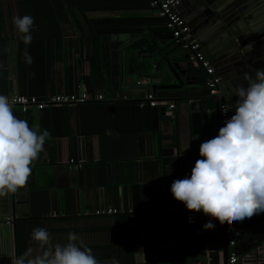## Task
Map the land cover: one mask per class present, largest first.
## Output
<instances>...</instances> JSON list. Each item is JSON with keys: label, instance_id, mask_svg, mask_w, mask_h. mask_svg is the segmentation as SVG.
I'll list each match as a JSON object with an SVG mask.
<instances>
[{"label": "crops", "instance_id": "crops-1", "mask_svg": "<svg viewBox=\"0 0 264 264\" xmlns=\"http://www.w3.org/2000/svg\"><path fill=\"white\" fill-rule=\"evenodd\" d=\"M76 1L0 0V94H23L18 76L23 41L12 18L28 14L36 23L34 35L57 33L56 21L61 19L58 29L62 39L56 48L59 55L54 62L55 79L43 76L44 81L39 83L47 97L75 91L78 85H83L93 97L102 93L108 101L138 103L123 107L110 104L106 109L73 104L68 109H31L27 113L13 106L15 116L26 120L30 127L38 126V131L47 129L50 136L34 162L27 184L14 194L0 197V264H13L14 258L29 247L35 254L36 242L30 239L35 227L46 228L52 243H65L68 232L76 233L91 249L98 264H193L190 244L195 241L194 231L215 233L216 241L210 249L219 251V256L213 255L212 264H223L221 223L210 216L198 221V212L186 209L170 192L174 179L190 175L193 162L200 158V143L217 134L215 100L205 84L206 72L191 59H184L188 52L164 33L166 23L148 22L159 15L146 0H104L103 12L91 6L89 14L75 10V18L69 5ZM83 1L87 6L103 3V0ZM192 1L184 0L179 7L189 26L195 13ZM255 1L259 3L251 10L254 17L248 14L238 20L244 28L259 25L264 30V0ZM88 15L147 18V22L135 26L137 32L111 35L108 40L113 51L105 49L104 65L99 72L105 78L104 83L98 77L94 87L95 81L90 77L91 90L82 79L91 52ZM192 35L201 43L200 34L192 32ZM43 43L42 49L54 52L52 44ZM155 45L166 51L179 46L180 69L185 71L180 77L187 83L182 90L192 97L190 107L184 100H179L176 106L172 93L178 90L165 89L155 92L174 103V108L140 106L139 101L148 90H153L154 84L176 83L165 64L153 68L146 58ZM201 51L204 53L202 44ZM210 60L216 69L218 64L213 58ZM75 66L79 68L78 80L72 90L65 79V69ZM6 69V73L2 72ZM232 69L216 72L225 88L224 102L230 104L233 113L238 99L235 89L247 82L232 77V73L238 75ZM226 76L232 78L224 82ZM146 78L149 85L137 83ZM204 109L208 123L204 121L202 134L193 133L192 113ZM189 212L196 214L195 224L187 222ZM210 219L214 227L203 228ZM236 223L241 225L240 240L251 234L250 218ZM149 225L169 227L170 230L158 233L156 241L159 253L167 255L169 261L146 260L144 228Z\"/></svg>", "mask_w": 264, "mask_h": 264}, {"label": "clouds", "instance_id": "clouds-1", "mask_svg": "<svg viewBox=\"0 0 264 264\" xmlns=\"http://www.w3.org/2000/svg\"><path fill=\"white\" fill-rule=\"evenodd\" d=\"M12 23L27 47L36 29L34 18L28 14L13 16ZM25 56L30 62L27 52ZM245 80L246 85L235 89L238 99L233 114L215 136L200 143V158L190 175L174 179L170 185L171 195L186 209L220 223L239 222L264 212V65ZM37 128L15 116L10 97L0 94V197L14 194L27 184L50 136L47 129ZM212 227L211 219L203 225L205 229ZM30 239L36 242L35 254L29 247L14 258L13 264H98L91 249L74 232L67 233L65 243H52L46 228L35 227Z\"/></svg>", "mask_w": 264, "mask_h": 264}, {"label": "water", "instance_id": "water-1", "mask_svg": "<svg viewBox=\"0 0 264 264\" xmlns=\"http://www.w3.org/2000/svg\"><path fill=\"white\" fill-rule=\"evenodd\" d=\"M261 2V1H260ZM195 7L194 15H191L190 26L193 33L200 34L204 48V54L218 64L216 69L232 67L233 74L237 81L246 83L245 76H254L255 69L264 65V30L258 25L244 26L240 23L241 17L251 14L254 6L257 7L255 0H193ZM264 3V2H262ZM254 14H251L252 17ZM246 25V24H245ZM248 25V24H247ZM178 48L168 50L155 45L146 55L153 68L165 64L174 75L176 83H158L152 86L153 91L158 89L178 90L172 93L175 98L176 106L179 100L186 101L188 107L191 106L192 97L182 89L187 85L181 77L180 62L182 60L181 51ZM90 56V53H89ZM210 58V59H211ZM184 59H190L189 54L184 55ZM250 64V66H249ZM249 66V67H248ZM244 69V70H243ZM236 75V76H235ZM241 75V76H240ZM232 77L226 76L223 80L229 81ZM239 82V83H240ZM232 86L235 87L234 84ZM233 91V90H232ZM12 94V93H10ZM216 128L221 127L220 121V99L214 97ZM206 105V111H207ZM192 113L191 121L193 133L202 134L204 121L208 123L206 112ZM208 125V124H207ZM198 221L206 215L198 212ZM251 232L244 239H239V228L241 225L236 223L235 227V246L234 249L238 255L237 264H264V212L255 214L251 218ZM222 245H223V264H229L228 236L225 222L221 223ZM200 229V228H199ZM170 230L169 227H156L149 225L144 228L145 236V255L148 262H167V255H162L156 248L158 233ZM238 230V231H237ZM239 232V233H238ZM193 241L190 245L193 248V264H212L213 255L219 256V251L210 249L216 241L215 233L196 232L193 233ZM201 250V251H200Z\"/></svg>", "mask_w": 264, "mask_h": 264}, {"label": "trees", "instance_id": "trees-1", "mask_svg": "<svg viewBox=\"0 0 264 264\" xmlns=\"http://www.w3.org/2000/svg\"><path fill=\"white\" fill-rule=\"evenodd\" d=\"M148 2V5L150 6V1L151 0H146ZM98 8L99 11L103 12L104 7V0L102 5H90L87 6L86 3H84L83 0H78L75 3L69 5V10H72V13L74 14V17L76 16L75 10H79V13L83 14L86 12L89 14L92 11H90V7ZM108 6V5H107ZM77 8V9H75ZM151 8V7H150ZM74 11V12H73ZM76 18V17H75ZM150 21L148 22H155V23H166V19L161 16L157 17H151L149 19ZM63 21L65 19L63 18ZM88 23V27L90 29L89 33V39H90V56L86 60V66L83 68V72L85 75H83V81L88 83V87L91 90L90 87V77H92V80L95 81L93 82V86L95 87L96 85V79L99 77L100 80L103 79L104 83V76H101L100 70L103 68L104 65V57H105V49H111L113 51L111 43H109V38L111 35H114L116 33H121V32H137L139 29L136 28L135 26L147 22V18H132V17H122V16H110V15H103L101 17L97 16H92L88 15L86 19ZM57 24V33H52V34H45V35H34L32 34V41L27 47L24 45L23 42H21V49H23V53L19 54V68H18V76H19V85L21 88V92L23 94L31 95L35 94L39 96L40 98H45L47 97L46 91L40 88L39 83L44 81L46 76V79L48 80H54L55 79V72L56 68L54 66V62L56 59H58V51L56 50L59 41L62 39V35L60 33L59 24L61 22V19L56 21ZM36 24V23H35ZM130 26H133L130 27ZM46 27V26H44ZM80 28V27H79ZM43 31H45L43 29ZM163 31L166 35L172 36V31L168 27L165 26L163 28ZM83 34V30L81 31ZM0 36H1V21H0ZM44 41H47L48 45L49 43L52 44L54 48V52L51 53L52 50H44L42 49L41 45H43ZM2 42H4L2 40ZM43 43V44H42ZM0 44H1V37H0ZM47 47V46H46ZM51 47V46H50ZM48 46V48H50ZM118 48H115L114 55L117 58ZM25 52H27L28 56H30L31 60L28 62ZM85 61V60H84ZM78 67H68L65 69V79L67 81V84L70 85L72 90H75L77 86H73L78 80ZM2 72L6 73V70H2ZM99 73V74H98ZM34 83H35V88H34ZM78 85V84H77ZM74 87V88H73ZM71 91V90H70ZM91 93V91H90ZM157 96L163 97L159 93L155 92ZM138 101H133V100H118V101H108V100H94L91 99L87 102L84 103H78L75 105H81L85 104L87 106L91 107H96V108H101V109H106L108 105L114 104L115 107H123V106H130L131 104L137 105ZM73 104H64L58 107H49L43 109L46 111L47 109H53L58 110V109H68ZM56 113V112H55Z\"/></svg>", "mask_w": 264, "mask_h": 264}, {"label": "built area", "instance_id": "built-area-1", "mask_svg": "<svg viewBox=\"0 0 264 264\" xmlns=\"http://www.w3.org/2000/svg\"><path fill=\"white\" fill-rule=\"evenodd\" d=\"M184 0H151L150 7L155 9L159 16L166 19V26L171 29L172 37L179 43V46L185 49L190 59L201 66L206 72V87L210 96L220 99V121L221 126L224 121L229 118L233 113L230 104L224 102L225 88L222 83L221 76L217 74L216 69L212 61L207 58L201 51V45L197 39L192 35L191 27L188 22L181 16L179 7ZM138 84H150V80L138 81ZM13 106L20 109L22 113H27L31 109L43 110L49 107H58L64 104H78L84 103L94 98V100H105L104 94L100 93L91 96V93L83 85H78L75 91L61 92L53 94L49 97L40 98L36 95L27 94H14L9 96ZM140 106L158 107L164 106L168 109L175 107L174 103L168 102L166 99L156 95L155 91L148 90L143 99L139 101ZM221 108H225L228 111L222 112ZM196 161V160H195ZM192 167L194 166V163ZM112 211L110 210L109 213ZM197 221L196 214L194 212L187 213V222L189 224H195ZM227 236H228V251H229V264L238 263V255L234 249L235 246V227L236 221H225Z\"/></svg>", "mask_w": 264, "mask_h": 264}]
</instances>
